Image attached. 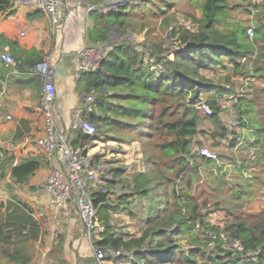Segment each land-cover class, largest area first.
Listing matches in <instances>:
<instances>
[{
  "label": "trees",
  "instance_id": "trees-1",
  "mask_svg": "<svg viewBox=\"0 0 264 264\" xmlns=\"http://www.w3.org/2000/svg\"><path fill=\"white\" fill-rule=\"evenodd\" d=\"M159 1L153 7L148 0H126L115 9L101 11L103 0H92L93 24L87 40L91 46L102 47V56L93 71L80 76L86 91L95 93L93 111L84 119L93 124L97 119L125 124L132 138L124 141L143 139L146 152L144 169L131 175L127 187L129 196L145 202L143 232L125 241L110 231L108 189L115 181L109 179L104 191L92 192L98 219L107 228L96 244L106 250L122 248L128 254L119 260L130 264H264V211L234 213L243 202L236 203L227 209L231 219L218 229L205 223L187 190L203 168L213 165L220 170L225 157L240 172L246 155L237 157V145L256 147L248 165L264 168V89L254 91L252 97L236 96L233 82L239 76L264 82V0H246L247 12L256 17L251 38L248 27L229 19L228 0H189L198 2L201 9L200 17L189 14L196 29L171 26L168 15L164 16L179 0ZM137 11L145 18L162 16V29L171 30L173 43L165 46L148 40L134 44L125 39L137 30ZM14 13L12 0H0V15ZM140 28H148V24L142 23ZM112 30L118 40H110ZM224 99L232 101L236 112L238 127L233 131L223 119ZM200 101L209 106L210 114L196 108ZM96 111L102 115L97 116ZM95 127L94 135L80 131L69 138L70 145L85 148L103 134L98 123ZM201 137L220 149L216 161L196 151L200 147L195 146L203 144H199ZM37 168L38 162L32 158L11 166V182L24 183ZM5 169L0 165V179ZM244 191L246 186L234 191V197L241 200ZM199 228L211 234L212 247L207 251L201 249L195 235ZM185 233L196 245L194 250H182L179 240ZM38 234L39 223L31 208L15 199L0 202V264H30ZM49 255L55 259L53 264H67L62 241Z\"/></svg>",
  "mask_w": 264,
  "mask_h": 264
},
{
  "label": "crops",
  "instance_id": "crops-1",
  "mask_svg": "<svg viewBox=\"0 0 264 264\" xmlns=\"http://www.w3.org/2000/svg\"><path fill=\"white\" fill-rule=\"evenodd\" d=\"M111 1L113 0H103L100 10L115 9L106 8ZM122 3L123 1L119 5ZM87 4L95 6L92 0H62L60 22L54 28L45 13L23 5L13 7V15H0V90L3 91V105L0 108V165L6 167L5 176L0 179V182L4 180L0 187V195L4 199L0 202L20 200L32 209L33 216L39 223V234L34 244L42 238L43 228L56 223L58 232L64 236V258L67 264L99 262L91 251V244L77 212L71 210L66 215L63 211L65 208L56 209L52 195L39 189L46 183L53 169L64 167L65 158L57 151L48 152L40 142L46 129L41 103L47 79L35 70V66L45 59L51 64L49 81L55 94L49 106L57 129L66 132L69 141V138L72 139L81 131L79 121L88 116L84 112L86 97H95L93 91H86L80 76L84 71H93L97 63L88 70L79 69L82 51L94 47L87 40V30L93 24L90 11L86 9ZM94 48L102 50V47ZM3 53L14 58L12 65L3 62ZM96 115L101 116L102 113L96 111ZM95 124L97 125V121ZM107 135L109 134H100L96 140H105L103 137ZM94 143V147L90 148L92 151H88L93 159L102 160L99 153L102 143ZM121 145L124 146L123 141ZM118 150L123 151V148L111 149L112 157L106 159L110 167H107L105 174H97L103 181L94 190L104 191L107 180L111 179L117 185L125 177L124 170L128 161L127 158L124 160L119 157ZM31 158L37 160L38 168L24 183L11 182L9 168ZM38 214L48 216L47 224L40 222ZM47 243L49 244L42 254L44 262L41 264H53L55 261L49 255L51 246L57 244L53 235L49 236ZM119 259L107 253L101 264H121Z\"/></svg>",
  "mask_w": 264,
  "mask_h": 264
},
{
  "label": "rangeland",
  "instance_id": "rangeland-1",
  "mask_svg": "<svg viewBox=\"0 0 264 264\" xmlns=\"http://www.w3.org/2000/svg\"><path fill=\"white\" fill-rule=\"evenodd\" d=\"M121 1L124 2L126 0ZM148 1L153 4V7L160 3L159 0ZM228 3L231 7L229 9V19L239 21L245 27L254 28L253 22L256 17L253 13L250 14L247 12L248 7L246 6V0H228ZM137 13L138 15L135 19V21L138 23L137 30L133 33L129 32L126 34L124 36L125 39L131 41L134 44H141L148 40L153 42L161 41L165 46L173 43L170 38L171 30L162 29V16L153 18L149 17V15H146L145 18L141 17L138 11ZM189 14H192L195 17L201 16V9L198 5V2L189 0L176 1L173 4V7L165 12L164 16L168 15L171 26L183 24L191 29H196L197 25L191 23ZM142 23H147L148 28H140ZM110 40H118L114 30L111 31ZM169 56H173L172 52H169ZM233 82L235 89L234 95L236 96L245 95L246 97H252L254 91L262 88L264 89V82L256 77H233ZM112 103L115 102L113 101ZM221 103L225 106V110H223V119L226 121V126L229 128V130L233 131L236 127H238V123L236 112L232 106V101H230V99H224L221 100ZM97 123L100 126L103 134H109L106 137H103L105 140L98 139L95 141L97 143H102L99 153L101 154L100 159L103 157L102 160L92 159V166L94 165L97 168V174H105L107 167H110V163L108 160L106 161V159H110V157H112L110 153L111 149L113 148H123V151L118 150L117 152L120 153L119 157L123 158L124 160L127 158L128 161L127 168L124 170L125 177L120 179L117 185L115 184V186L109 187L108 189V197L112 207L108 213V223L110 225L109 229L114 233L115 236L122 237L125 241H128V239L132 237H138L141 235L145 228V212L143 210L145 202L143 200L140 201L135 196H129V190L127 189L128 180H130L131 175L136 171H141L144 169V159L146 158L144 140L140 139L139 141H124V138L131 139L132 133L127 130L128 127H126L123 123L120 126L119 124L111 125L105 123L104 120L102 121L98 119ZM65 135L66 137L68 136L66 132ZM119 137H121L123 140H121ZM199 139V144H203L202 146H195L196 148L205 147L216 154L219 153L220 149L213 147L209 139H203V137ZM241 140H243V138ZM122 141L124 142V146L121 145ZM94 145V142L92 144L89 143L86 145V148L91 150L90 148L94 147ZM255 149L256 147L253 146L249 149H244L240 148L239 145H237V147L234 149L237 157L246 155L245 165H243L244 167H241L240 172L237 171V164L227 161L225 157V159H223L225 164L220 170H218L213 165H211L209 168H203L199 173V179L193 181L190 189L187 188L190 194L194 197L198 210L203 215V220L209 226H214L218 229L222 228L225 222L231 219V217L228 216L227 209L234 207L236 203L243 202L241 207L234 209V213L244 212L246 214H254L264 211V168L261 166L248 165L249 161L247 160L250 156L253 158ZM89 154L91 153L89 152ZM107 154L109 156L106 157L105 155ZM126 170L128 171L125 172ZM3 182L4 180L0 182V187L2 186ZM244 186H246V191H244L242 199L238 200L234 197L233 193L234 191H240ZM121 194L125 195L120 197ZM3 199L4 197L0 195V201ZM71 210L76 211L74 202H68L63 211L67 215V213H69ZM37 218L41 223L47 224L48 216L46 214H38ZM57 226L58 225L56 223H52L51 227L48 225L47 228L42 229V238L39 242H36L33 245V249L31 250L33 259L30 264H41L44 262L42 254L45 250V247L49 244L47 243V239L50 235H53L56 243L62 241L64 244V236L58 232L59 230L57 229ZM194 231L196 233L195 235L198 239V242L201 243L200 245L202 250L207 251L208 247H212V242L208 240L211 234H204L202 228L196 229ZM179 243L182 246V250L186 252L196 248V245L192 243L190 237L186 233L180 238ZM55 245L56 244H53L51 247ZM91 251L94 254L92 248ZM121 264H130V262L123 259L121 260Z\"/></svg>",
  "mask_w": 264,
  "mask_h": 264
},
{
  "label": "built area",
  "instance_id": "built-area-1",
  "mask_svg": "<svg viewBox=\"0 0 264 264\" xmlns=\"http://www.w3.org/2000/svg\"><path fill=\"white\" fill-rule=\"evenodd\" d=\"M13 7L20 5L31 7L42 11L48 17V21L52 28L60 22L62 0H12ZM94 5L87 4V11L94 9ZM247 34L251 38L254 34L253 28H247ZM101 50L94 47L85 48L82 51V63L79 64V69L88 70L90 67L98 63L101 58ZM1 59L6 65L14 63L13 57L8 53L1 54ZM35 70L43 74L47 81L44 83L45 95L42 98V110L45 116L46 129L42 140L40 141L48 152H59L65 158L64 167L53 169L47 179L39 189L44 190L52 195L53 205L56 209L65 208L68 202H74L76 212L83 224L84 233L91 244L94 256L99 263L105 259L107 253L114 258H121L128 253L122 248L110 250L101 248L96 244V240L100 239L102 234L107 230L106 225L99 221L98 210L94 205L92 191L102 183L97 175V168L92 166V155L88 149L74 148L70 145L65 133L59 131L55 125L54 117L50 110V100L55 92L52 83L49 81L52 74V67L48 59L36 64ZM94 97L88 95L86 97V105L84 112L89 113L94 108ZM3 105V91L0 90V108ZM222 107H225L222 105ZM196 108L205 113L210 114L211 110L205 101L197 103ZM80 130L87 135L96 133L95 124L87 119H81L78 123ZM96 140L90 141V144ZM200 155L217 160L214 152L208 148L201 147L196 150Z\"/></svg>",
  "mask_w": 264,
  "mask_h": 264
},
{
  "label": "water",
  "instance_id": "water-1",
  "mask_svg": "<svg viewBox=\"0 0 264 264\" xmlns=\"http://www.w3.org/2000/svg\"><path fill=\"white\" fill-rule=\"evenodd\" d=\"M121 0H113L106 5V8H116L120 4ZM111 37V32H109V38Z\"/></svg>",
  "mask_w": 264,
  "mask_h": 264
}]
</instances>
